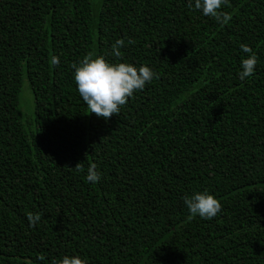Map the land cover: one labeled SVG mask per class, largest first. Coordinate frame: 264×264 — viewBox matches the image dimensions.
I'll list each match as a JSON object with an SVG mask.
<instances>
[{
    "label": "trees",
    "instance_id": "obj_1",
    "mask_svg": "<svg viewBox=\"0 0 264 264\" xmlns=\"http://www.w3.org/2000/svg\"><path fill=\"white\" fill-rule=\"evenodd\" d=\"M220 12L230 20L189 0H0V264H264V0ZM241 45L257 56L244 80ZM86 56L155 75L105 120L76 91ZM195 191L220 202L215 217L188 212Z\"/></svg>",
    "mask_w": 264,
    "mask_h": 264
},
{
    "label": "clouds",
    "instance_id": "obj_2",
    "mask_svg": "<svg viewBox=\"0 0 264 264\" xmlns=\"http://www.w3.org/2000/svg\"><path fill=\"white\" fill-rule=\"evenodd\" d=\"M228 0H189V6L200 11L205 16L213 17L219 23L230 20L227 13L220 12ZM128 43H132L131 40ZM123 41L117 40L112 47V55L120 56V47ZM246 58L240 62L238 76L241 80L251 76L255 72L257 56L252 50L241 45ZM51 63L56 65L59 58L53 56ZM76 91L85 103L90 113L107 120L113 114H118L120 107L136 91L143 90L147 83L154 78V72L145 65L132 63H111L103 56H86L78 65H73ZM101 179V174L95 165L89 166L86 180L95 184ZM183 203L191 214H196L202 219L210 220L221 210L220 202L207 191H195L183 198ZM41 219L39 213H27L30 226H34ZM42 259V258H41ZM52 264H87L78 254L64 255L59 260H53Z\"/></svg>",
    "mask_w": 264,
    "mask_h": 264
},
{
    "label": "rangeland",
    "instance_id": "obj_3",
    "mask_svg": "<svg viewBox=\"0 0 264 264\" xmlns=\"http://www.w3.org/2000/svg\"><path fill=\"white\" fill-rule=\"evenodd\" d=\"M19 108L24 115H33V95L26 80H24L21 87L19 95Z\"/></svg>",
    "mask_w": 264,
    "mask_h": 264
}]
</instances>
